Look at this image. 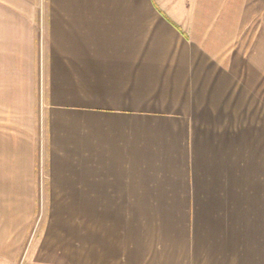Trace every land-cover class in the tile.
Listing matches in <instances>:
<instances>
[{
  "label": "crops",
  "instance_id": "crops-1",
  "mask_svg": "<svg viewBox=\"0 0 264 264\" xmlns=\"http://www.w3.org/2000/svg\"><path fill=\"white\" fill-rule=\"evenodd\" d=\"M1 58L0 264H264V0H0Z\"/></svg>",
  "mask_w": 264,
  "mask_h": 264
},
{
  "label": "rangeland",
  "instance_id": "rangeland-1",
  "mask_svg": "<svg viewBox=\"0 0 264 264\" xmlns=\"http://www.w3.org/2000/svg\"><path fill=\"white\" fill-rule=\"evenodd\" d=\"M8 53H18V51L10 50L3 48ZM2 61L6 63H1L0 70V104L2 105L0 110V126L3 128L2 133L6 134L4 136L8 142L14 140V137L17 138V152L19 154H26L28 153L27 148L31 146L32 142H35L38 154L45 153V144L46 141V130L44 129L43 123H45L43 119V100L41 94L43 91H37L35 104H34V112L30 114L26 107L29 105L30 98L26 97L25 99L19 98L15 96V86L16 83L19 81V77L17 79L11 77V72H9V65L13 64L15 66V70L20 72L19 75H23L24 67L17 64L14 60L11 61L7 58H1ZM15 62V64L13 63ZM46 62V55H44V51L38 49L36 51V64L34 67L35 72V82L37 86H39V90L43 87L44 83L42 82V74L43 68ZM10 73V75H9ZM11 77V78H10ZM39 95V96H38ZM2 111V112H1ZM32 147V146H31ZM4 154V151H3ZM19 164V163H18ZM40 166V165H39ZM41 167H39L40 170ZM12 222V221H11ZM30 222V223H29ZM42 221H28L29 223V230L24 234L25 241L27 242L25 247L23 248L20 259L15 262V264H25V252L28 250L27 248L33 243L35 237H37L40 229ZM22 223L20 221L18 226ZM27 223V222H26ZM18 232L13 230V234L17 237H20L23 234V230H17ZM15 232V233H14ZM22 232V234H21Z\"/></svg>",
  "mask_w": 264,
  "mask_h": 264
}]
</instances>
